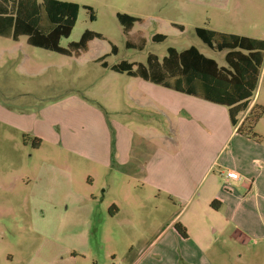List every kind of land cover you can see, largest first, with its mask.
I'll list each match as a JSON object with an SVG mask.
<instances>
[{"label": "rangeland", "instance_id": "1", "mask_svg": "<svg viewBox=\"0 0 264 264\" xmlns=\"http://www.w3.org/2000/svg\"><path fill=\"white\" fill-rule=\"evenodd\" d=\"M59 1L88 6L94 12L91 20V12L80 9L72 34L61 40V47L68 48L70 43L79 41L86 31L99 33L102 38L92 40L88 53L76 60L32 47L26 36L19 42L0 37V54H4V49H15L16 53L2 55L0 60V103L14 111L17 108L30 114L50 104L53 98L85 95L93 89L109 93L111 83L121 85L118 83L122 77L109 73L114 77L104 76L102 83L99 74L90 75V72L96 64L91 61L109 53L113 46L117 47V53L106 58L109 65L123 61L146 64L149 54L162 61L170 47L183 51L194 46L220 66H227V52L212 50L195 33L198 27L223 32L229 29L227 0ZM0 4L5 6L7 16L14 14L12 1L0 0ZM119 13L141 21L127 34L117 17ZM156 34L167 39L153 42ZM141 38L146 39L143 50L127 48V42L139 44ZM26 56H30L31 63L38 64L37 76L33 79L9 76L8 69ZM27 89L32 94L19 99L17 92ZM58 156L47 146L35 148L31 135L0 126V264H130L128 256L135 257L142 249L138 240H150L156 237L154 232H161L163 225L152 231L149 224L157 218L164 223L162 206H156L159 209L155 210L151 204L146 210L136 211L127 206L128 189L123 192L118 188L117 179L113 182L98 170L85 171L72 160L66 165L49 162ZM87 173L94 178L92 187ZM226 188L230 186H225V192ZM91 194L97 201L91 200ZM114 198L118 199L122 212L111 218L106 207ZM90 207L95 211L87 215L84 209ZM171 212L168 210L166 214ZM251 212L242 221L229 223L225 212L215 214L213 219L206 216L204 239L183 241L180 248L168 245L176 249V254L180 250L192 254L195 264H264V242L248 240L246 232L239 227L253 220L258 222L254 206ZM169 236L164 235L162 242ZM73 252L79 255L76 262L69 260ZM149 258L141 264H156Z\"/></svg>", "mask_w": 264, "mask_h": 264}, {"label": "crops", "instance_id": "2", "mask_svg": "<svg viewBox=\"0 0 264 264\" xmlns=\"http://www.w3.org/2000/svg\"><path fill=\"white\" fill-rule=\"evenodd\" d=\"M226 19L230 25L224 33L264 40V0H227ZM4 23L0 16V32ZM88 51L89 47L78 57H66L80 60ZM3 53L0 60L2 55H16L15 49H4ZM111 54L112 50L91 61L96 64L90 72L99 74L102 83L104 76L122 77L121 85L109 83V93L93 89L85 95L53 98L30 114L0 103V126L31 135L34 141L39 139L38 150L47 146L61 156L49 161L52 164L66 165L72 160L85 171L94 169L113 182L117 179L118 188L123 192L128 189L127 206L136 211L146 210L151 204L155 210L162 206L164 223L157 218L149 224L152 231L163 225L161 232H154L156 237L150 240H138L142 249L135 257L128 256L130 264H141L150 260L149 256L156 264H195L192 254L182 250L176 254L168 244L180 248L183 241L202 240L206 236V216L213 219L215 214L225 212L227 223L240 222L244 215L252 214L253 206L258 222L239 227L248 240L264 242V115L253 128L258 137L238 133L254 106L264 108V68L247 111L237 116L238 125L233 127L228 107L116 73L111 69L114 65L106 61ZM31 62L26 56L8 69L9 76L33 79L39 66ZM27 90L18 91L17 97L30 96L32 92ZM228 171L240 174L241 180H227L224 176ZM87 175L92 187L94 178ZM226 185L230 188L225 192ZM90 197L97 201L94 194ZM215 201L218 204L214 208L211 204ZM118 202L114 198L106 207L111 218L122 212ZM168 210L171 213L167 215ZM94 211L92 207L84 209L87 215ZM176 224L185 228L186 238L177 232ZM163 234L170 235L164 242ZM78 257L73 252L69 260L76 262Z\"/></svg>", "mask_w": 264, "mask_h": 264}, {"label": "trees", "instance_id": "3", "mask_svg": "<svg viewBox=\"0 0 264 264\" xmlns=\"http://www.w3.org/2000/svg\"><path fill=\"white\" fill-rule=\"evenodd\" d=\"M14 3L15 12L7 16L4 5L0 4V16L5 19L0 35L7 37L11 33L13 41L18 42L23 36L32 47L51 51L63 56H80L88 49L89 43L102 38V35L86 31L77 42L70 43L68 48L60 46L61 40L69 38L77 23L81 8L94 12L91 7L59 0H9ZM124 32L129 34L135 24L141 20L137 17L117 15ZM5 30L8 32L5 33ZM195 33L201 41L212 50L227 51V67L220 66L215 59L205 56L198 48L192 46L183 51L170 47L167 55L160 61L155 54H149L146 64L126 61L114 65L111 69L120 74L141 78L167 89L189 94L200 99L225 106L230 109L233 127L238 125L237 116L247 111L254 97L264 68V40L245 36L232 35L205 28H196ZM167 39L163 34L152 37L153 42L161 43ZM146 39L139 44L127 42V48L143 50ZM117 53V47H112ZM100 61H103L101 58ZM107 68L106 63H102ZM264 115V108L254 106L249 116L238 128V133L255 139L253 128ZM40 140L35 139L34 147L38 148ZM218 202L211 205L215 208ZM175 229L184 238L187 233L181 224Z\"/></svg>", "mask_w": 264, "mask_h": 264}, {"label": "built area", "instance_id": "4", "mask_svg": "<svg viewBox=\"0 0 264 264\" xmlns=\"http://www.w3.org/2000/svg\"><path fill=\"white\" fill-rule=\"evenodd\" d=\"M227 180H233V181H240L241 180V176L240 174H238L237 172L234 171H228L225 175Z\"/></svg>", "mask_w": 264, "mask_h": 264}]
</instances>
